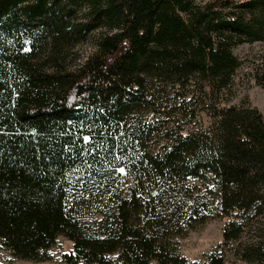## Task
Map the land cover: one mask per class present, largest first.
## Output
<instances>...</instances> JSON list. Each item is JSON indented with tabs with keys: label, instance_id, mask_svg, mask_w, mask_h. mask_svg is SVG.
<instances>
[{
	"label": "trees",
	"instance_id": "obj_1",
	"mask_svg": "<svg viewBox=\"0 0 264 264\" xmlns=\"http://www.w3.org/2000/svg\"><path fill=\"white\" fill-rule=\"evenodd\" d=\"M97 31L78 70L39 62ZM258 41L264 0H0L1 247L48 261L64 236L66 264H201L181 240L230 218L202 264L264 263V115L222 100L234 48Z\"/></svg>",
	"mask_w": 264,
	"mask_h": 264
},
{
	"label": "rangeland",
	"instance_id": "obj_2",
	"mask_svg": "<svg viewBox=\"0 0 264 264\" xmlns=\"http://www.w3.org/2000/svg\"><path fill=\"white\" fill-rule=\"evenodd\" d=\"M205 4L213 0H198ZM238 1V0H237ZM98 31L83 42H78L53 57L51 45L47 52L39 56L42 67L48 71L62 68L68 71L78 70L87 57L94 51L95 38ZM55 53V51H54ZM234 54L241 65L236 71L229 88L223 93V104L227 106H242L251 104L259 108L264 115V88L258 83V70L264 68V41L245 43L234 48ZM59 56V57H58ZM49 57V58H48ZM55 59V60H54ZM230 218L211 219L205 224L191 231L188 236L181 240V249L188 260L204 263L207 256L216 250H222L223 230ZM254 229L247 228L239 242L247 243L256 237L257 226ZM238 242V243H239ZM238 243L234 244L238 248ZM234 248V249H235ZM73 250V243L64 236L58 238L56 246L51 249L52 260L30 261L19 259L0 245V261L4 264H66L63 255ZM229 261L227 264H264L248 263L237 259L234 251H228Z\"/></svg>",
	"mask_w": 264,
	"mask_h": 264
},
{
	"label": "snow or ice",
	"instance_id": "obj_3",
	"mask_svg": "<svg viewBox=\"0 0 264 264\" xmlns=\"http://www.w3.org/2000/svg\"><path fill=\"white\" fill-rule=\"evenodd\" d=\"M82 139H83L84 143L87 144V143H90L91 142L92 137L90 135L89 136H83ZM118 171H120L121 173H125L126 172V169L119 168Z\"/></svg>",
	"mask_w": 264,
	"mask_h": 264
}]
</instances>
